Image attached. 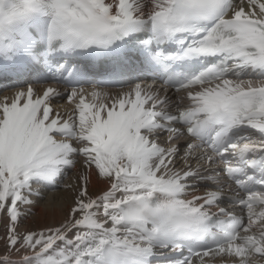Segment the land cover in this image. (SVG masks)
<instances>
[{"label": "snow or ice", "instance_id": "snow-or-ice-1", "mask_svg": "<svg viewBox=\"0 0 264 264\" xmlns=\"http://www.w3.org/2000/svg\"><path fill=\"white\" fill-rule=\"evenodd\" d=\"M70 57L138 63L184 95L142 82L112 95L101 80L71 87L66 118L52 87L0 98V212L18 264L264 258V0H0V76L43 66L78 82ZM77 157L84 173L65 222L18 233L33 185L55 188ZM205 163L223 167L205 175ZM93 172L107 185L95 198Z\"/></svg>", "mask_w": 264, "mask_h": 264}, {"label": "bare ground", "instance_id": "bare-ground-1", "mask_svg": "<svg viewBox=\"0 0 264 264\" xmlns=\"http://www.w3.org/2000/svg\"><path fill=\"white\" fill-rule=\"evenodd\" d=\"M32 87V86H31ZM56 87L52 84L35 85L34 91L39 95L43 94V91L48 88ZM27 88V87H26ZM129 87L122 90L127 91ZM91 88H85L89 91ZM26 90V89H25ZM112 95H116L120 91L113 89H105ZM14 91H9L3 96H12ZM52 108H59L61 105L53 98L51 101ZM60 112V111H59ZM82 157H77L76 166L74 168L66 169L63 176L59 178L55 188L47 185H33L34 192H39V195H32L29 197L33 201L30 205H19L20 216L18 218L17 225H24L25 234L28 232L40 233L47 232L48 229H54L60 227L69 216L71 208L74 206V199L77 195L78 186L81 181L79 176L84 173L82 164ZM206 165V163H205ZM203 183V182H201ZM107 185L102 179H98L93 172L90 176V181L87 185L89 196L95 198L97 195L103 193L106 190ZM221 207H232L230 203H222ZM9 218L6 213L0 212V257L8 256L10 264H15L19 257V254L11 252L7 249V234L9 228ZM71 235V233L69 234ZM168 256L175 258L178 256L176 253H168ZM235 257H217L215 264H234ZM19 260V259H18ZM250 264H264V258L257 255H253L250 259Z\"/></svg>", "mask_w": 264, "mask_h": 264}, {"label": "rangeland", "instance_id": "rangeland-1", "mask_svg": "<svg viewBox=\"0 0 264 264\" xmlns=\"http://www.w3.org/2000/svg\"><path fill=\"white\" fill-rule=\"evenodd\" d=\"M83 87L87 88L88 86H83ZM13 90H15V89H13ZM8 91H12V89L10 90V89L0 88V98L3 97V94L8 93ZM66 94L67 93L63 92L60 94V96L54 98L59 103V105H61V107L53 109L54 113L58 112V113H60V115L62 117H65V118H66V114L75 111V103H76V102L69 103L67 98H66ZM182 95H184V93ZM182 95H180V96H182ZM181 143H183V142H181ZM79 160L83 161V159H79ZM201 171L206 175L205 171H203V168L201 169ZM25 228L26 227H24V225H17V232L20 234H25ZM6 245H7V243H6ZM18 259H20V256L18 257ZM18 259L16 260L15 264H18V261H19Z\"/></svg>", "mask_w": 264, "mask_h": 264}]
</instances>
